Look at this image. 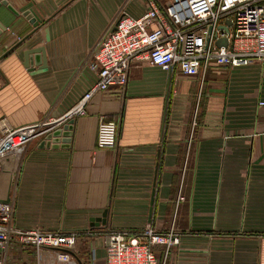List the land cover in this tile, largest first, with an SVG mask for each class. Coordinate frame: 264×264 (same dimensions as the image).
Wrapping results in <instances>:
<instances>
[{"label": "crops", "instance_id": "crops-1", "mask_svg": "<svg viewBox=\"0 0 264 264\" xmlns=\"http://www.w3.org/2000/svg\"><path fill=\"white\" fill-rule=\"evenodd\" d=\"M2 1L0 120L12 126L73 109L97 82L101 36L121 11L140 17L149 7L148 0ZM37 47L47 67H25L24 52ZM261 101V61L212 60L187 75L178 65L134 60L126 88L93 93L86 113L72 117L68 147L41 148L43 137L23 146L16 186L7 178L15 226L78 232L71 262L44 255V264H105L109 232L140 236L149 226L180 237L168 250L153 247L161 264H264ZM103 120L117 122L113 148L97 146ZM21 245L7 264H36L34 250Z\"/></svg>", "mask_w": 264, "mask_h": 264}, {"label": "built area", "instance_id": "built-area-1", "mask_svg": "<svg viewBox=\"0 0 264 264\" xmlns=\"http://www.w3.org/2000/svg\"><path fill=\"white\" fill-rule=\"evenodd\" d=\"M148 1L142 16L134 17L123 10L101 36L93 51L97 82L62 118L47 114L19 126L0 120V182L6 167L7 171L14 169L23 146L44 138L76 114H85L93 93L111 87L126 88L136 59L166 70L178 65L187 75L205 72L212 60L232 67L264 63V0H170L164 7L156 0ZM221 39H226L227 45H218ZM259 104L264 106V101ZM117 137L116 121L103 120L99 124V148L115 147ZM14 217V200L9 194L3 197L0 190V264L8 263L10 249L19 244L34 250L37 264H42L44 255L72 261L78 232L20 228L15 226ZM179 241L173 229L160 232L153 226L140 236L112 231L105 236V264H161L153 247L164 244L168 250Z\"/></svg>", "mask_w": 264, "mask_h": 264}, {"label": "water", "instance_id": "water-1", "mask_svg": "<svg viewBox=\"0 0 264 264\" xmlns=\"http://www.w3.org/2000/svg\"><path fill=\"white\" fill-rule=\"evenodd\" d=\"M2 4L7 5V0H3ZM31 18V16H29ZM35 26L38 25L37 22L31 20ZM7 30V28L0 22V34ZM218 45H227L226 39H221L218 41ZM6 54H4L5 56ZM23 64L25 67H34L38 65L40 68L47 67L46 61V52L44 47H37L33 49H28L24 52V61ZM75 119H70L62 127H58L45 135L43 140L40 143L39 147H48V148H58V147H68L71 142L72 130L74 126ZM107 212L103 214V217L100 218V221L103 224L107 223Z\"/></svg>", "mask_w": 264, "mask_h": 264}, {"label": "rangeland", "instance_id": "rangeland-1", "mask_svg": "<svg viewBox=\"0 0 264 264\" xmlns=\"http://www.w3.org/2000/svg\"><path fill=\"white\" fill-rule=\"evenodd\" d=\"M17 162H18V159H17ZM18 164V163H17ZM15 166V172H14V176H10L9 175L7 176V167L4 169L3 171V174H2V177H1V182H0V190H1V195L3 197H7L8 193V186H7V178L10 180L9 183L13 184L16 186V183L18 181V178H19V173H20V163ZM104 242H105V239H104ZM35 256V254H34ZM35 263L37 264V257L35 256ZM42 264H44L43 260H42Z\"/></svg>", "mask_w": 264, "mask_h": 264}]
</instances>
